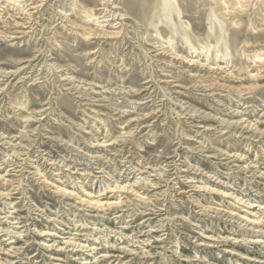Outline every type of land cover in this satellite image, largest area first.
Instances as JSON below:
<instances>
[{"label": "rangeland", "instance_id": "374dc122", "mask_svg": "<svg viewBox=\"0 0 264 264\" xmlns=\"http://www.w3.org/2000/svg\"><path fill=\"white\" fill-rule=\"evenodd\" d=\"M0 176V264H264V0H0Z\"/></svg>", "mask_w": 264, "mask_h": 264}, {"label": "bare ground", "instance_id": "6f19581e", "mask_svg": "<svg viewBox=\"0 0 264 264\" xmlns=\"http://www.w3.org/2000/svg\"><path fill=\"white\" fill-rule=\"evenodd\" d=\"M25 25V24H24ZM157 52V51H156ZM159 57V56H158ZM186 60V59H185ZM187 61V60H186ZM175 62V61H174ZM183 63V62H182ZM195 63V61H189L188 62V64H194ZM184 64V63H183ZM237 124V123H236ZM242 125V124H241ZM103 145H104V143H103ZM102 145V146H103ZM174 161V160H173ZM76 168V167H75ZM258 168V167H257ZM152 170V169H151ZM0 178H1V176H0ZM3 180H5V178H3ZM152 183V182H151ZM126 186V185H125ZM124 186V188H122L121 189V187H119V186H117L116 188H114V190H119V189H121L122 191H124V190H126V189H128V186L127 187H125ZM108 188H110V187H108ZM56 189L58 190V191H62L63 193H66L67 194V191H65V189H62L60 186H58V187H56ZM105 191H107V189H105ZM127 191V190H126ZM89 196L91 197L92 195L91 194H89ZM89 203V202H88ZM94 203V202H93ZM92 203H90V205H91ZM97 206H102L103 204H101L100 203V200H97V202L95 203ZM106 204V203H105ZM106 205H110V204H106ZM112 205V204H111ZM114 205H116V204H114ZM248 205V204H247ZM152 215V214H151ZM259 223V222H258ZM10 234V233H9ZM11 239H15V237H12ZM17 239H20V237H18V238H16V240ZM14 244V243H13ZM80 246V245H79ZM87 247V246H86ZM85 246L84 247H82V248H86ZM118 247V246H117ZM11 248L12 247H10L9 248V250H4V253L3 254H6L8 257H10L11 255H10V253L9 252H11V253H19V252H13V251H10L11 250ZM81 248V249H82ZM13 249V248H12ZM113 249V248H112ZM90 252H92V250H90ZM110 252V251H109ZM108 252V253H109ZM112 257V256H111ZM96 258V256L94 257V259ZM104 258H108V257H106V256H104ZM113 258V257H112ZM14 259V258H13ZM91 259V258H90ZM93 260V259H92ZM96 260V259H95ZM98 260V259H97ZM89 261V260H88ZM102 263V262H101ZM4 264H13V260H10V261H7V262H5Z\"/></svg>", "mask_w": 264, "mask_h": 264}]
</instances>
